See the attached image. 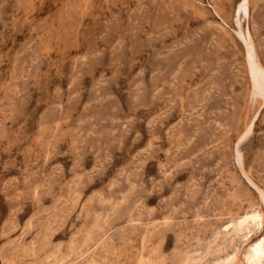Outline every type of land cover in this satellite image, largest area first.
I'll use <instances>...</instances> for the list:
<instances>
[{
  "label": "rangeland",
  "instance_id": "1",
  "mask_svg": "<svg viewBox=\"0 0 264 264\" xmlns=\"http://www.w3.org/2000/svg\"><path fill=\"white\" fill-rule=\"evenodd\" d=\"M241 1L0 0V264H218L251 208L260 235L264 0Z\"/></svg>",
  "mask_w": 264,
  "mask_h": 264
},
{
  "label": "bare ground",
  "instance_id": "2",
  "mask_svg": "<svg viewBox=\"0 0 264 264\" xmlns=\"http://www.w3.org/2000/svg\"><path fill=\"white\" fill-rule=\"evenodd\" d=\"M247 1L248 0H242L241 1V3H240V7L241 8H243V10H245V11H247ZM249 49H250V47H249ZM252 61V60H251ZM248 62H249V60H248ZM255 62L253 63H249V65H251V67H250V69H253L254 68V66H255ZM229 221H230V219H229ZM230 225L232 226L231 228L232 229H230L229 227H228V229L229 230H233V233H235V234H239V233H241L242 234V238H243V243H244V250H241V251H239L240 249L238 248L235 252H231V253H228V252H225L224 253V255H223V258L220 260V259H218V264H264V255H260V254H258V250H257V248H256V245H258L259 244V242H260V240H264V229L262 230V232L260 233V235H256L255 237H253L254 236V233H253V231L254 230H256V229H258L259 227H261V214H260V212L258 211V210H256V209H254V208H251L249 211H246L245 212V214L243 215V216H241V217H237V218H235V219H233V220H231L230 221ZM229 225V226H230ZM228 226V225H227ZM226 226V227H227ZM225 227V228H226ZM227 229V228H226ZM226 231V230H225ZM228 231V230H227ZM229 233H230V231H228ZM253 233V235L251 236L250 235V233ZM255 232V231H254ZM226 233V235H227V232H225ZM232 233V232H231ZM213 234V233H212ZM216 234V233H215ZM256 234V233H255ZM224 235V234H223ZM211 236V235H210ZM216 236V237H215ZM214 237V239H218L217 238V236H219V235H215ZM228 236H229V234H228ZM237 236V235H236ZM212 237H213V235H212ZM240 237V236H239ZM231 238V237H230ZM233 238V237H232ZM241 238V239H242ZM213 239V240H214ZM229 239V238H228ZM234 239V238H233ZM232 239V240H233ZM212 240V241H213ZM219 240V239H218ZM229 240H231V239H229ZM235 240V239H234ZM204 241V240H203ZM208 241V240H207ZM210 242V244H207L206 245V247L209 245V247L212 249V247H211V245H212V241L211 240H209ZM217 241V240H216ZM224 241V240H223ZM225 242V241H224ZM233 242V241H232ZM221 243H223V242H221ZM221 243H220V245H221ZM229 243H231V241L229 242ZM216 244H217V242H216ZM216 244H215V246H216ZM219 244V243H218ZM225 244V243H224ZM197 245V244H196ZM216 246V247H222V246ZM227 244H225V246H226ZM214 246V245H213ZM224 246V245H223ZM192 247V246H191ZM227 247H229V245L227 246ZM178 248V247H177ZM203 248V247H202ZM222 248H224V247H222ZM230 248H231V246H230ZM195 249V251H196V248H194ZM194 249L193 250H191L192 251V253H194L193 251H194ZM206 249L207 248H205V250H204V248H203V253H205V251H206ZM209 249V248H208ZM213 249H215L214 247H213ZM220 249V248H219ZM217 250L216 251V254H217V252H220L221 250H223L224 251V249L226 250V248H224V249H221V250ZM175 250H177V249H175ZM201 250V249H200ZM210 250V249H209ZM216 250V249H215ZM191 251H190V253H191ZM199 251V250H198ZM214 251V250H213ZM152 252V251H151ZM150 252V253H151ZM155 252V251H154ZM178 252V251H177ZM187 252V251H186ZM202 252V251H201ZM209 251H207L206 253L207 254H209L208 253ZM212 254H214V252H212V251H210ZM222 252V251H221ZM184 253V252H183ZM189 253V251L187 252V254ZM189 253V254H190ZM191 253V254H192ZM211 253L209 254L210 256H211ZM154 254V253H153ZM174 254H175V252H174ZM188 254V255H189ZM221 254V253H220ZM170 255V254H169ZM197 255V254H196ZM206 255V254H205ZM151 256V255H150ZM185 256V255H184ZM184 256H182V257H184ZM198 256H199V253H198ZM198 256H196V257H198ZM204 256V255H203ZM207 256V255H206ZM205 256V257H206ZM193 257V258H192ZM191 257V260H193L194 259V261H196L195 260V258H194V256H192ZM166 258V257H165ZM179 258H181L180 256H179ZM184 258H186V257H184ZM199 258V257H198ZM204 258V257H203ZM216 258H218V257H216ZM168 259V258H167ZM202 259V258H201ZM59 260H61L60 258L56 261L57 262V264H59L60 262H59ZM151 259H149L148 261H150ZM153 260V259H152ZM151 260V261H152ZM176 260V259H175ZM174 260V261H175ZM184 260V261H183ZM188 260H190L189 258H187V259H183V258H181V261H183V262H181V261H179L180 263H183V264H188ZM215 260V259H214ZM54 261V262H55ZM148 261H146V260H144V261H139V262H137L138 264H148ZM193 261V262H194ZM199 261V260H198ZM204 261V260H203ZM211 261H213V260H211ZM217 261V260H216ZM49 263L48 262V264H56V263ZM61 262H63V261H61ZM207 262V261H206ZM150 263H152V262H149V264ZM170 263V262H169ZM178 263V262H177ZM189 263H191V262H189ZM204 263V262H203ZM202 263V264H203ZM216 263V262H215ZM46 264V263H45ZM65 264V263H64ZM79 264H81V263H79ZM84 264H86L85 262H84ZM90 264H92V263H90ZM156 264H159V263H156ZM163 264V263H162ZM194 264V263H193ZM200 264V263H199ZM206 264V263H205ZM208 264V263H207Z\"/></svg>",
  "mask_w": 264,
  "mask_h": 264
},
{
  "label": "snow or ice",
  "instance_id": "3",
  "mask_svg": "<svg viewBox=\"0 0 264 264\" xmlns=\"http://www.w3.org/2000/svg\"><path fill=\"white\" fill-rule=\"evenodd\" d=\"M256 248L258 250V254L264 255V240H260L259 244L256 245Z\"/></svg>",
  "mask_w": 264,
  "mask_h": 264
}]
</instances>
